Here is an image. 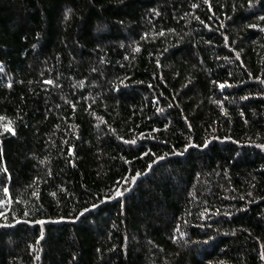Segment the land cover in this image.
Segmentation results:
<instances>
[{
  "label": "trees",
  "instance_id": "obj_1",
  "mask_svg": "<svg viewBox=\"0 0 264 264\" xmlns=\"http://www.w3.org/2000/svg\"><path fill=\"white\" fill-rule=\"evenodd\" d=\"M0 264H264V0H0Z\"/></svg>",
  "mask_w": 264,
  "mask_h": 264
}]
</instances>
